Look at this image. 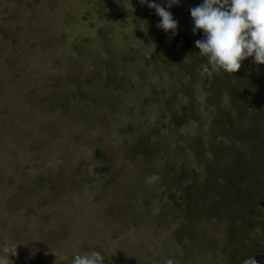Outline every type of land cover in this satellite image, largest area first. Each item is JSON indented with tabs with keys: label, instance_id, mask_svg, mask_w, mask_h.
I'll return each mask as SVG.
<instances>
[{
	"label": "rangeland",
	"instance_id": "1",
	"mask_svg": "<svg viewBox=\"0 0 264 264\" xmlns=\"http://www.w3.org/2000/svg\"><path fill=\"white\" fill-rule=\"evenodd\" d=\"M202 2L170 9L178 38L198 35L190 9ZM160 19L139 0H0V254L17 245L9 264H72L93 249L104 264H244L262 255L264 167L255 188L250 176L240 181L244 190L221 171L235 191L224 181L206 186L215 198L190 218L179 206L183 193L165 181L200 170L194 138L207 136V158L237 141L240 150L255 144L251 129H264V116L254 120L256 105L264 113V65L248 58L237 73L208 78L216 68L198 48L163 44ZM218 87L224 97L214 106L193 100L199 92L207 101ZM194 103L203 124L174 125L173 113L197 117ZM244 158L238 150L219 163L253 170ZM153 174L161 181L147 185Z\"/></svg>",
	"mask_w": 264,
	"mask_h": 264
},
{
	"label": "clouds",
	"instance_id": "2",
	"mask_svg": "<svg viewBox=\"0 0 264 264\" xmlns=\"http://www.w3.org/2000/svg\"><path fill=\"white\" fill-rule=\"evenodd\" d=\"M141 5L154 9L161 18L157 27L171 37L178 35L179 22L170 9L180 5L182 0H139ZM193 19L192 31L203 38L195 45L208 63L225 73H237L242 62L252 58L257 65H264V0H203L190 9ZM157 174L146 178L145 183L153 186L161 181ZM17 245L6 243L0 264H9L10 255H16ZM101 251L89 250L78 253L72 258V264H104ZM166 264H175L168 259ZM244 264H259L255 257H249Z\"/></svg>",
	"mask_w": 264,
	"mask_h": 264
},
{
	"label": "trees",
	"instance_id": "3",
	"mask_svg": "<svg viewBox=\"0 0 264 264\" xmlns=\"http://www.w3.org/2000/svg\"><path fill=\"white\" fill-rule=\"evenodd\" d=\"M168 37H169V39H168ZM168 37H167V39H165L163 41L164 45H168L169 47L172 45L173 48L174 47L179 48L180 50H183V51H185V50L186 51H188V50L192 51L193 49H197V47L195 45V41L202 39L203 35L198 34V35L193 36V35L187 34L181 38H178L177 35L175 37H171L170 35H168ZM164 45H161L160 48L166 47ZM156 57H157V53L150 55L148 62L150 64H153L156 61ZM189 72L191 75L190 78H192V82L193 81L195 82L194 85L197 84L199 80H198V77L197 78L194 77L196 75L195 71L193 69H191ZM217 72H218V69H216V71L208 69V78H210L213 75L214 77L220 79L221 77L219 74H217ZM255 72L258 73L256 70H255ZM202 84H203V82H202ZM202 89L203 88H199V90H201V91H202ZM218 89H219V92L216 94V96L213 95L212 97H209V99H207V101L203 98L202 95H200L199 92L194 93V94H196L195 96H193V94H192V96L194 97L193 100L197 101L199 103V107H201V108L204 106H208V107L214 106V103L216 101H218L224 97V93L222 92L223 91L222 87H218ZM228 89H229L231 94L235 93L237 95L239 93L238 90L235 89L234 87L229 86ZM197 108H198V106L196 105V103H194L193 107L191 109V111L196 112L195 114L197 115V117L195 115H193L192 113H190V115H188L186 113L181 114L180 117L176 116L175 113H173V116H171L172 123L174 125H178L180 127L185 126L189 122H192V124L200 125V123H202L201 118L203 117L205 112L200 113L199 111H197ZM254 108H255V106H254ZM256 108H257V110H255L256 113L254 112L255 113L254 114V116H255L254 120L257 123V121H259L260 118L262 116H264V113L261 112L260 108L257 105H256ZM241 112L243 113L244 110H242ZM259 112H260V115L257 114ZM242 116L245 117L246 113H243ZM256 116H258V117L256 118ZM224 118H226L230 124H232L234 122V121H232L233 117H232L231 113L226 112V114L224 115ZM203 126H205V125H203ZM251 132H252L251 138L255 140V144H251L248 141V142H246V144H247L246 149L240 150V147H242V145L239 146V143H241V141H237V142H235L236 144L231 143L228 148L224 149V147H221V151L217 152V153H215V151L211 149L210 152L206 151L207 155L209 156V154H210V155H216V156H213V157L209 156L210 157V158L208 157L209 159L207 158V156L205 154L202 155V153H201L202 152L201 150L206 148L202 142L203 138H207V136L204 135L202 138L201 137L202 135H201L200 136L202 138L201 141L199 140V138H194L196 140V142H194V139H192L193 142L195 143L194 147L195 148L197 147V149L200 150V156L203 159V162L200 161L201 162L200 170H198V171L195 170V172H190V173L182 170L176 181L173 182V181H169L167 179L165 181V182H169L172 185V187L176 188V191L179 193V195L183 193L184 201L179 200V203H180L179 206H180V208H182V207L185 208V210L187 212L186 214L188 215L189 218H190V215L194 214L192 212L193 207L195 205H197L198 203H200V201L203 203H207L208 201L215 198V190H214V192L210 193V192L205 190L206 186H208L211 189H215L220 184L219 183L220 181H224V184L229 186L231 191H235V188L231 187L230 184L228 183L227 178H223L225 175H229L230 177L237 179L238 180L237 188H240L243 190L246 188L241 185L240 181H244L246 179L245 178L246 176H248V177L250 176L253 188H255L256 185H258V183H256L258 180L255 178L261 174L259 172V169H262L264 167L262 165V163H264V152L261 150V149L264 150V139H262V137L260 135V134H264V129L260 128L256 125V127H253L251 129ZM192 149H194V148L192 147ZM238 150L241 152V154H243L245 156L244 160L248 159L249 163L253 164V167H254L253 170H250V168H249L248 170L233 172V171H231V169H225L227 167V165L219 163L221 161H224L225 156L230 157L232 155H235V152H237ZM189 154H191V153H189V150H188L186 155H189ZM195 157H196V155H195ZM205 158H207L208 160L211 159L212 161L209 163V161H206ZM251 159H253V161ZM257 164H259L260 166H258ZM218 165L220 168H219V171H216V166H218ZM204 168H206L205 172H209V171L213 172V178L211 180H210V178H207L204 174H200ZM219 173L223 177L219 176L218 175ZM239 173L242 174V176H241L242 179H239V176H240ZM214 175H216V177H214ZM214 180H216V181H214ZM249 181H250V179L247 178V184ZM214 183H216V184H214ZM195 186L199 187V188L197 187L198 190H197V188H195ZM257 193H259V192L257 191L256 194ZM207 197H209V198H207ZM168 199L173 200V199H175V196L169 195ZM188 199L190 201V205L186 206V202ZM253 224H254V221L250 220L249 225H253ZM178 239L180 240L181 238L179 237ZM262 255L264 256V251L262 252Z\"/></svg>",
	"mask_w": 264,
	"mask_h": 264
},
{
	"label": "water",
	"instance_id": "4",
	"mask_svg": "<svg viewBox=\"0 0 264 264\" xmlns=\"http://www.w3.org/2000/svg\"><path fill=\"white\" fill-rule=\"evenodd\" d=\"M257 261L259 262V264H264V256H258Z\"/></svg>",
	"mask_w": 264,
	"mask_h": 264
}]
</instances>
